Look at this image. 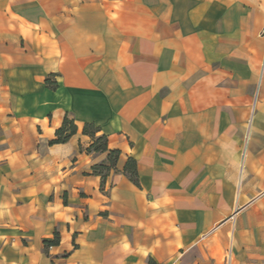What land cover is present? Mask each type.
<instances>
[{
  "label": "crops",
  "instance_id": "obj_1",
  "mask_svg": "<svg viewBox=\"0 0 264 264\" xmlns=\"http://www.w3.org/2000/svg\"><path fill=\"white\" fill-rule=\"evenodd\" d=\"M263 29L264 0H0V264H264Z\"/></svg>",
  "mask_w": 264,
  "mask_h": 264
},
{
  "label": "trees",
  "instance_id": "obj_2",
  "mask_svg": "<svg viewBox=\"0 0 264 264\" xmlns=\"http://www.w3.org/2000/svg\"><path fill=\"white\" fill-rule=\"evenodd\" d=\"M98 130H99L98 127L90 122L84 123L82 128V132L84 134L90 135L92 138V142L88 147V151H95V152L108 151L107 164L100 163L93 166L94 171L96 173L102 174L104 176L103 174L104 170H109L110 167H113L116 164L119 151L116 149H108L107 136L105 134L96 135ZM75 132H76V125L73 123L72 120L65 118L62 126L56 130L57 137L53 139V141L56 142L65 141ZM124 170L128 174L130 180H132L134 183H138L136 178L135 161L133 159L127 160ZM57 241H58L57 234H55L54 238L51 240L44 239L45 244L56 243Z\"/></svg>",
  "mask_w": 264,
  "mask_h": 264
},
{
  "label": "built area",
  "instance_id": "obj_3",
  "mask_svg": "<svg viewBox=\"0 0 264 264\" xmlns=\"http://www.w3.org/2000/svg\"><path fill=\"white\" fill-rule=\"evenodd\" d=\"M226 258H227V262H228V260H229V254H227Z\"/></svg>",
  "mask_w": 264,
  "mask_h": 264
},
{
  "label": "rangeland",
  "instance_id": "obj_4",
  "mask_svg": "<svg viewBox=\"0 0 264 264\" xmlns=\"http://www.w3.org/2000/svg\"><path fill=\"white\" fill-rule=\"evenodd\" d=\"M264 30V29H263Z\"/></svg>",
  "mask_w": 264,
  "mask_h": 264
}]
</instances>
